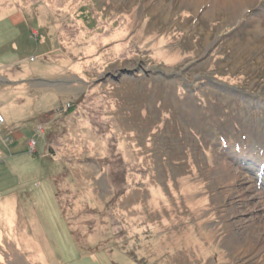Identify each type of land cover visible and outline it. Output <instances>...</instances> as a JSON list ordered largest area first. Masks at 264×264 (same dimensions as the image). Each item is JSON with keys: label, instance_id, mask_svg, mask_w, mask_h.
<instances>
[{"label": "rangeland", "instance_id": "rangeland-1", "mask_svg": "<svg viewBox=\"0 0 264 264\" xmlns=\"http://www.w3.org/2000/svg\"><path fill=\"white\" fill-rule=\"evenodd\" d=\"M213 1L0 0V264H264V0Z\"/></svg>", "mask_w": 264, "mask_h": 264}, {"label": "bare ground", "instance_id": "bare-ground-1", "mask_svg": "<svg viewBox=\"0 0 264 264\" xmlns=\"http://www.w3.org/2000/svg\"><path fill=\"white\" fill-rule=\"evenodd\" d=\"M203 0H200V3H202ZM215 1V0H214ZM213 1V2H214ZM221 6H223L224 8L227 6H231L234 4V0H216ZM186 3H193L195 2L196 4V0H185ZM233 2V3H232ZM200 5V4H199ZM119 35L122 34L121 31L118 32ZM106 40V39H105ZM240 248V246H238Z\"/></svg>", "mask_w": 264, "mask_h": 264}, {"label": "crops", "instance_id": "crops-1", "mask_svg": "<svg viewBox=\"0 0 264 264\" xmlns=\"http://www.w3.org/2000/svg\"><path fill=\"white\" fill-rule=\"evenodd\" d=\"M3 19H5V18H2V19H0V20L3 21ZM1 21H0V22H1Z\"/></svg>", "mask_w": 264, "mask_h": 264}]
</instances>
